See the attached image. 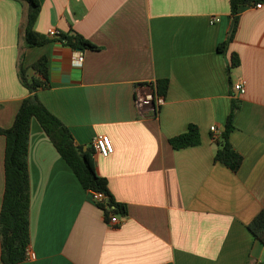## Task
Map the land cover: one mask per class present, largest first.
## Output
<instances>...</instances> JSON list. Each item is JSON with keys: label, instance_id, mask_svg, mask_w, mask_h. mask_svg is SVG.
Instances as JSON below:
<instances>
[{"label": "crops", "instance_id": "obj_1", "mask_svg": "<svg viewBox=\"0 0 264 264\" xmlns=\"http://www.w3.org/2000/svg\"><path fill=\"white\" fill-rule=\"evenodd\" d=\"M39 1L38 34L74 31L100 49H73L53 38L26 48L28 7L0 0V127L13 125L29 96L18 77L21 54L26 67L46 56L51 87L38 92L40 101L84 150L97 136L110 137L113 153H95L97 173L128 214H117L118 225L105 220L34 118L29 249L37 258L19 264H264V246L248 229L264 211V4L242 6L223 53L230 0ZM80 50L83 66L74 67ZM233 53L241 63L229 71ZM163 79L164 103L139 105L137 86L150 91ZM240 81L247 83L243 95L234 90ZM233 98L241 106L230 134L243 158L238 171L215 162L211 132L225 130ZM191 124L201 143L174 149L170 140ZM6 144L0 135V212Z\"/></svg>", "mask_w": 264, "mask_h": 264}, {"label": "trees", "instance_id": "obj_2", "mask_svg": "<svg viewBox=\"0 0 264 264\" xmlns=\"http://www.w3.org/2000/svg\"><path fill=\"white\" fill-rule=\"evenodd\" d=\"M17 1L28 7L26 25L23 31L26 48L41 47L53 39H57L73 49H82L83 51L100 49L74 31L68 34H59L58 37L53 39L38 34L35 24L40 14V1ZM257 2L264 3V0H230L232 30L228 38L219 46L220 52L226 53L230 43L235 39L242 6L245 7ZM24 54L25 52L21 54L19 60L18 77L21 84L29 91V96L23 99L13 125L9 128L0 127V135L5 136L7 141L4 167L5 189L0 212V242L2 248L0 264H19L27 259L26 254L30 246L31 236L28 145L31 122L34 118L49 136L58 153L70 165L83 188L105 194L106 198L101 203H97L99 208L104 211L105 220L108 221L112 215L122 214V216H126L128 214L127 207L116 202L111 195L108 180L97 173L94 146L88 147L86 150L79 146L70 129L40 101L38 92L51 87L47 57L43 56L30 67H26L24 65ZM240 63L241 59L238 54L233 53L228 64V70L231 71L232 68L238 67ZM30 68L35 71V75L30 74ZM168 82L169 80L163 79L155 83V91L158 96L167 94ZM239 108H241L240 101L233 98L225 130L221 133L220 138L215 140L218 146L214 155L215 162L224 164L233 171H238L243 161L242 156L230 141V134L235 129L234 115ZM198 129L197 126L191 124L187 132L172 138L170 144L174 149L199 145L201 140ZM248 229L255 239L264 246V211L255 217L253 222L249 224Z\"/></svg>", "mask_w": 264, "mask_h": 264}, {"label": "built area", "instance_id": "obj_3", "mask_svg": "<svg viewBox=\"0 0 264 264\" xmlns=\"http://www.w3.org/2000/svg\"><path fill=\"white\" fill-rule=\"evenodd\" d=\"M263 4H264L263 2H257L255 4V7L258 9L262 8ZM217 21H219L218 17H214L212 19L213 23L217 22ZM46 35L48 38H56L59 35V31L52 28L47 32ZM84 56L85 55H84L82 50L77 51L75 53V55L72 57V65L74 67L83 66ZM246 85H247V83L245 81H240L234 85V90L236 92L240 93V95H243L246 92V88H245ZM136 98H137V103L139 105L142 104L145 100H149V101L153 102V104H156L155 106H159V105H162L164 103V97L158 96L156 94L155 89L147 91L145 89V86H143V85L137 86ZM218 130L219 129L216 126L212 127L211 132L213 133V139L214 140H218L221 136V133H219ZM93 146H94L95 152L101 154L102 157L110 156L114 150L112 140L107 135L97 136L93 141ZM90 195H91L92 200L95 203H98V202L101 203L106 198L105 194L100 193L98 191H91ZM119 217H120L119 215H112L109 219V223L112 225H118L120 223ZM26 255H27V259H29V260H34L37 258L36 254L34 252H32V250H30L29 248L27 249Z\"/></svg>", "mask_w": 264, "mask_h": 264}, {"label": "water", "instance_id": "obj_4", "mask_svg": "<svg viewBox=\"0 0 264 264\" xmlns=\"http://www.w3.org/2000/svg\"><path fill=\"white\" fill-rule=\"evenodd\" d=\"M231 29H232V26H231ZM155 105H156V104H153V107H154V108H156V106H155Z\"/></svg>", "mask_w": 264, "mask_h": 264}]
</instances>
